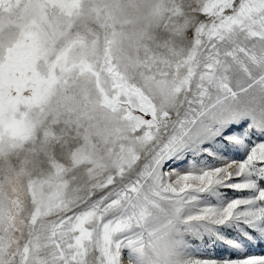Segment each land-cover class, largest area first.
I'll use <instances>...</instances> for the list:
<instances>
[{
	"label": "snow or ice",
	"instance_id": "6c2138e0",
	"mask_svg": "<svg viewBox=\"0 0 264 264\" xmlns=\"http://www.w3.org/2000/svg\"><path fill=\"white\" fill-rule=\"evenodd\" d=\"M0 264H264V0H0Z\"/></svg>",
	"mask_w": 264,
	"mask_h": 264
},
{
	"label": "rangeland",
	"instance_id": "374dc122",
	"mask_svg": "<svg viewBox=\"0 0 264 264\" xmlns=\"http://www.w3.org/2000/svg\"><path fill=\"white\" fill-rule=\"evenodd\" d=\"M255 251L259 252L260 250L259 249H256Z\"/></svg>",
	"mask_w": 264,
	"mask_h": 264
}]
</instances>
